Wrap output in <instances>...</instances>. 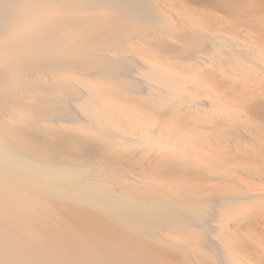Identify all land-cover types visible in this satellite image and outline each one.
I'll return each mask as SVG.
<instances>
[{"label": "bare ground", "instance_id": "6f19581e", "mask_svg": "<svg viewBox=\"0 0 264 264\" xmlns=\"http://www.w3.org/2000/svg\"><path fill=\"white\" fill-rule=\"evenodd\" d=\"M249 1L224 0L220 7L226 4L236 14ZM56 12L63 16L55 15L53 27L48 18ZM174 20L159 0H0V96L9 88L29 89L35 77L53 83L59 88L44 93L51 96L41 99L37 116L60 128L1 130L0 264H196L192 256L170 259L152 249V241L187 252L198 242L217 264H231L233 249L220 237L222 224L243 201L264 192L229 184V178L200 189L197 180L189 187L164 174L180 172L181 159L198 160L193 149L205 142L201 135L209 138L211 130L226 131L240 119L245 111L232 107L215 80L264 78V48L211 32L195 20L185 37L172 32L175 24L166 30ZM33 24L30 39L16 45V27ZM147 28L160 30L168 41L173 36L180 46L147 43L141 55L110 52L120 35ZM16 49L30 61L26 71L33 80H25L14 61ZM34 49L45 59L32 64ZM57 57L73 59L84 74L99 79L56 78L51 71ZM45 202L63 211L53 218L44 212L50 207ZM178 230L188 236L173 238Z\"/></svg>", "mask_w": 264, "mask_h": 264}, {"label": "rangeland", "instance_id": "374dc122", "mask_svg": "<svg viewBox=\"0 0 264 264\" xmlns=\"http://www.w3.org/2000/svg\"><path fill=\"white\" fill-rule=\"evenodd\" d=\"M159 1L161 3V8H163V10L168 9L169 13L173 15V17L175 18L174 20L175 23L172 22L171 24L170 22V25L166 27V30H170V29L172 30L174 27L173 24H175L176 27L172 30V32L180 33L182 36L186 37L189 34L188 31L191 30V28H193L192 26H190V24H193L192 22L195 20L196 22L199 21L203 27L207 26L208 29H211V32L214 31V33H218V31H221L222 34L226 36L228 35V37L237 40L239 43L241 42V44L255 43L259 45L260 47L264 48V17H262V15L264 16V0H258V1L250 0L248 3L249 7H247V9L245 8V10L243 11L236 12V14L235 12H231L228 9L226 4L220 7V5H223L224 0H220V1L219 0H211V1L210 0H205V1L204 0H196V1L195 0H159ZM216 2L219 5H217ZM166 4L167 5L169 4V5L167 6ZM248 8H249V11H248ZM177 9H179V11ZM253 11H255L254 12L255 15ZM188 12H189L188 15H190L189 17L187 15ZM57 13L58 12H56L55 14L52 13V18H51V14H49L48 22H50L49 24L52 25L53 27H55L54 25L57 23L56 19L58 18V16H55L57 15ZM58 15L63 16V14L61 13H58ZM77 16L79 17V19H82L83 17L87 15L78 14ZM34 24L28 28L24 27L25 30H23L24 28L21 29L20 26L16 27L17 32L15 36L13 37V40L17 42L15 43L16 45H18V43L23 44V42L30 39L29 35L35 31V29L32 28L34 27ZM18 29L20 30L21 33L18 32ZM178 29L180 32L178 31ZM27 31H29V33ZM18 33L21 36L22 35L23 36L21 37L20 35H18ZM140 33L143 35H141ZM161 35L162 33H160V30L148 29V28H147V32H146V29H142L141 31L139 30L138 33L135 32L133 33L132 36H128L130 38L132 37V39L125 37L124 35H120L118 43L117 42H115V44L113 43L114 45L111 46L110 52L113 51L112 53H117V55H122L125 53L124 55H126V51H129L127 52V54L134 52V53H138L141 55V54L146 53L147 43L149 45L154 44V46L158 44L161 45L163 43L161 46L164 49H168L169 46H172L173 48H178L180 46V42H178L176 38L174 39L173 36L171 38L169 37L168 39H170V41H168L166 37L161 36ZM23 38L25 40H23ZM20 39L23 42H21ZM28 44H32V42ZM21 48L22 47H18V49H21ZM18 49L15 50L16 53H15V56L13 57L14 61H19L18 66L20 68L23 67L22 71H24V75H26L25 80L31 81L33 80V77H30V76H34V75L33 74L31 75L30 72L28 73L26 71L27 69L26 67L28 65V62L30 61L23 60L21 55L18 54L20 53ZM33 53L37 54V56L31 61L32 64L33 62L34 64L39 62L38 59L39 60L45 59V57H42L43 54H41L42 51L40 49H37V50L34 49ZM18 55H20V57H18ZM17 57L20 60H17L18 59ZM62 59L64 58H61V57H59V59L58 57L57 59L55 58V60L59 63H58V66H56L51 71V73L52 75H55V77L57 76L56 78H59L62 76L63 78L70 77V78L79 79L80 77V79H83L84 81H86L87 79V82L89 83H95V80L99 79L98 75L97 76L91 75L90 77L89 75L84 74L85 72L81 71L80 68L77 65H75L73 59L72 60L64 59L65 61H67V63ZM60 60H62L63 62ZM175 65L177 64L175 63ZM78 70H80V72L82 73H80ZM69 73H70V76H69ZM247 77H249L250 79L248 80ZM237 78L236 79L235 78L233 79L232 78H217V80H215V85L217 89L220 92H222L223 95L232 102L231 103L232 107H235V108L240 107L239 109H243L241 111H245L244 113L242 112L243 115L240 117V119H236L232 123V126L227 128L226 131H223L221 129H216V130L213 129L211 130L212 131L211 137L209 138H207L206 135L205 136L201 135L199 141L203 140L205 142H200L201 143V144L199 143L200 145L199 144L195 145L193 150L195 154H198L196 159H198L199 162H202V163H199L198 160L195 161L196 162L195 163V162H190V161H184L181 159L178 163L180 172L171 173L168 171V173L164 174L165 176L169 175L170 177H172L173 175H175L177 178L184 180V183L186 185H190L189 187H192V185L193 187H195L193 181L197 180L198 185L196 187L200 189L205 188L206 185H213L212 183L214 182H215L214 184H219L223 181L221 180L223 178H229V179H232L231 181H229V184H232V181H233L232 185H235V186L239 185L240 183V185H244L243 186L244 190L248 189L249 187V189L255 190L256 193L258 192L262 194V192H264V85H263L264 78H255L256 80H252L253 78L250 76H245V77L239 76V79ZM35 79H36L35 85L30 86L29 89H27L28 87L27 86L26 88L24 87L23 88L22 87L13 88L16 90V92L15 90L12 91V88L11 89L9 88L3 91L4 93H2L0 98L3 99L5 103H3L4 101H2L1 103V100H0V132H1L0 134H3L2 131L4 130V128H7L8 126L19 127L23 125H28V126L33 125V126H38V128L39 127L48 128L54 131H58L60 129L59 126H56L54 124H50V125L45 124V123L42 124V122H39V119L37 116L39 112H41L40 108L37 107V105L42 100H46L45 98L46 95L51 96V94L45 95L44 93L50 90H53V88L58 89L59 87L55 86L53 83L50 82L51 84H53L52 86L49 82H45L41 79H38L37 77H35ZM90 79H91V82H90ZM245 79H247V81ZM259 79L261 80V82ZM36 81L38 83H36ZM39 85L41 88H43L44 86L45 87L41 89V88H38ZM41 85H44V86H41ZM31 88L34 91L33 90L31 91ZM21 89H23L25 92ZM259 90H260V93H259ZM12 92L15 94H12ZM261 92L263 93L261 94ZM5 98H7L8 100L7 99L5 100ZM6 101H8V103H6ZM44 102L45 101H43L42 104L46 105ZM12 104L14 107L12 106ZM37 108L38 110H36ZM34 115L36 116V118H34ZM246 122L247 124L248 123L249 124L247 125ZM244 125L247 127H245ZM251 135L254 136V139L253 137H250ZM205 138L207 140L208 139L210 140L208 143V146L206 143L207 140ZM204 146L206 148V150L204 148L205 151L202 149ZM201 155L204 158H200L202 157ZM199 158L203 160L201 161ZM154 167H155V170L159 168V167L158 168L156 167V164H154L153 168ZM218 172H220L219 173L220 177L218 176L219 178L217 177L214 178L215 175L217 176ZM210 173L211 175H209ZM216 179L217 180L219 179L220 181L219 180L217 181ZM189 181H192L193 183L192 182L189 183ZM205 183H208V184H205ZM260 190H262V192H259ZM261 196L263 197H260V199L258 198L259 197L258 196L257 198H254L253 200L243 201L242 205H240V207L237 210L238 212L236 211L234 215H232L229 218V221L227 220L224 223L225 225L222 224V226L224 227H222L223 230H222V234L220 237L222 238L224 236L225 238L223 237L222 240L226 242V244H228L233 249V255L231 257V264H264V195L262 194ZM47 203L48 202H45V204ZM47 205L44 207V209L45 208L47 209L48 206L50 207L48 208V211L46 210L44 211L46 214L52 215L54 212L56 216L60 214L59 212L63 211L60 209H56L54 206H53L54 208L53 207L51 208L52 206L51 204L48 206ZM54 214L52 215L53 218H55ZM180 235L188 236L187 233L183 231L178 230V231L173 232V238L175 237V239L177 237H180ZM157 242L155 243L154 241L149 242L150 243L149 246L152 247V249L154 250L158 249L159 252H162V253L164 252L167 255L170 254V256L172 255L171 257H169L172 260L175 259V261H181L184 258H190L192 256L191 259L194 258L193 263L196 262V264H217L214 260L213 254L206 247L204 248L203 245H199L198 242L191 243L192 245L189 246V248L190 247L191 248H190V251L188 252L184 251L180 247L170 246V248L168 249L167 247H169V245L167 246L163 243H160V242L157 243ZM158 245H160L159 246L160 248L158 247ZM170 250L172 251L170 252ZM192 251H193V254H192Z\"/></svg>", "mask_w": 264, "mask_h": 264}]
</instances>
